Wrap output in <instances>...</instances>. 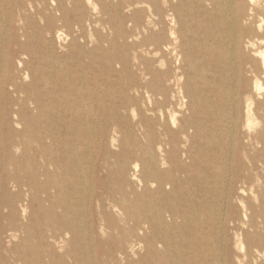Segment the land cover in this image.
<instances>
[{
	"label": "bare ground",
	"instance_id": "bare-ground-1",
	"mask_svg": "<svg viewBox=\"0 0 264 264\" xmlns=\"http://www.w3.org/2000/svg\"><path fill=\"white\" fill-rule=\"evenodd\" d=\"M124 1L112 5L116 18L109 0L0 4V42L9 41L0 57V249L9 256L0 253V264H44L42 246L54 260L53 249L68 245L59 262L264 264V0H151V42L169 58L162 72L146 69L152 116L133 110L135 123L120 113L132 99L137 105L129 91L140 89L125 59L117 75L129 83L120 95L97 82L90 89L50 81L58 77L55 41L65 37L62 28L54 33L58 24L74 32L98 21L117 25L129 49L125 26L139 27L141 13L125 14L135 3ZM98 5L107 18L91 17ZM34 18L38 36L26 30ZM36 39L37 52L29 48ZM114 117L106 143L121 137L137 157L114 169L122 185L109 181L108 164L88 156L98 125ZM170 193L174 202L156 205L155 194ZM35 202L45 217L60 209L38 243L27 221Z\"/></svg>",
	"mask_w": 264,
	"mask_h": 264
},
{
	"label": "rangeland",
	"instance_id": "rangeland-1",
	"mask_svg": "<svg viewBox=\"0 0 264 264\" xmlns=\"http://www.w3.org/2000/svg\"><path fill=\"white\" fill-rule=\"evenodd\" d=\"M5 0H1L0 4L3 3ZM22 0H18L21 2ZM118 0H109V14L110 16H114L116 18L118 12L115 7L112 5L117 4ZM134 2V5H131L129 8H126L125 14H131L133 10L139 9L141 13V24L139 27L136 26H125V30L129 38L127 39L129 49H125L123 46V39L118 35V26L111 25L104 22H97L91 23L86 25L85 30L78 29L74 32L72 29L63 26V25H56L54 27V33L59 29L65 33V37L63 40L55 41V49L59 54L58 57V64L56 70L58 71V77L56 79H51L52 85L57 86V88L62 87L63 85L72 84L73 87H87V88H94L95 83L97 82L100 84V87L104 88L105 90H109L112 94L120 95V85L124 83H129L125 77H120L117 75V71L121 72L122 70V59L126 60V66L129 73V76L132 77L131 79L134 82L139 84V91L134 93L133 90L129 91V95L131 97H136L137 105L133 102V99L129 102L128 107L120 111L123 116H126L131 122L135 123L136 120H133V110L139 116H143L144 119L150 118L151 112V103H150V94L148 93L149 88L147 87V83L151 82L152 75H145L146 69H151L154 73L155 70L162 72L165 70L166 61L168 58L166 53L163 51H157L156 46L151 42V35L154 31L153 26V16L151 14V10L153 9L151 6V0H125L123 4L127 6L129 3ZM162 4L163 1L161 0ZM28 4V2H27ZM2 5V4H1ZM0 5V9L3 6ZM10 5V4H9ZM6 10L12 15L13 20L12 24H14V19L17 18L16 15V7L15 5H10L5 7ZM89 14L94 19H101L107 18V15L102 13L100 5L96 8V10L89 8ZM127 10V11H126ZM30 13H34V10H29ZM34 25H29L27 27V32L29 34H39L36 32L35 25L38 24V19H33ZM168 25V18H165V24L161 27H165ZM104 29V30H102ZM121 30V28H120ZM104 31V32H103ZM72 35L80 36L78 38L76 44L71 43ZM66 38V39H65ZM35 40V39H33ZM166 41L162 42L165 44ZM8 46L9 41L6 43L5 41L0 42V57L2 55H6L8 53ZM36 47V48H35ZM29 48H32L35 52L40 48V45L36 42H32ZM82 49V50H81ZM62 55V56H61ZM23 60H27L28 57H21ZM2 60L0 61V65ZM162 63V65H161ZM111 65L114 66L116 72L111 70ZM110 77V78H109ZM165 77V76H164ZM110 79V80H109ZM126 82V83H125ZM85 84V85H84ZM128 85V84H127ZM111 87V89H110ZM113 88V89H112ZM110 110L112 112H117L116 107H111ZM95 112H102V109L95 108ZM113 120L110 121V124L102 123L97 127V138L93 140V148L90 151L89 160L95 161L94 163L96 166L101 164H108L112 169V174L110 177V182H115L116 185H122V182L119 179L120 174L114 169H117L120 166L118 163H122L125 165V161L127 167L129 168L132 161L136 160V156L134 154H130V149H132L131 143H125L122 145L119 138L116 141L115 145H111L109 148V143L107 144L106 141L108 138L111 139L113 128L116 127L115 117L112 118ZM118 124V123H117ZM135 127V124L129 125L128 128L131 129L132 133L136 134V131L132 127ZM15 129H21L20 127L14 126ZM109 131V135L107 134ZM120 136V135H119ZM145 141V140H142ZM108 149V150H107ZM106 150L108 152H106ZM2 151L0 152V162H2ZM123 161V162H122ZM13 167L9 166L7 171H13ZM130 172L128 170L125 171V175L129 176ZM133 188H137L141 191L143 190L142 186H137V184H132ZM177 196L173 193L168 194L166 197H162L161 195L155 194V203L158 206H163L164 203L168 200L175 201ZM60 209L55 208V212H50L47 217L43 216L39 213V204L35 202L33 208V217L30 220H27L29 224L32 225L33 234V243H38L42 238L40 237V233L42 231L46 232L51 229L53 225H56V215L59 213ZM56 214V215H55ZM177 238L173 236V239ZM66 239L72 241V235H66ZM179 240V238H177ZM88 244V243H87ZM85 246H89V244ZM69 246V245H68ZM67 246V247H68ZM66 247V248H67ZM66 248H58L55 247L53 249V253L55 254L54 260L49 259V255L46 254L47 247L42 246L43 249V260L44 264H73V260L68 256L64 259V261L59 262L58 258L64 253ZM100 249L97 248L93 252V255L97 257H101L102 253L99 251ZM20 253H26L31 256V252L27 249L21 248L19 250ZM140 254L145 252V249L142 251H138ZM0 253L4 255L6 258L9 256V252L1 248ZM150 264H153L150 262Z\"/></svg>",
	"mask_w": 264,
	"mask_h": 264
}]
</instances>
